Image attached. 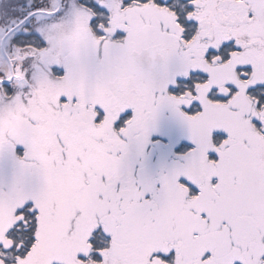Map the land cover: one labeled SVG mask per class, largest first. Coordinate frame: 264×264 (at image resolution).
Wrapping results in <instances>:
<instances>
[{"label": "snow or ice", "instance_id": "1", "mask_svg": "<svg viewBox=\"0 0 264 264\" xmlns=\"http://www.w3.org/2000/svg\"><path fill=\"white\" fill-rule=\"evenodd\" d=\"M0 264H264V0H0Z\"/></svg>", "mask_w": 264, "mask_h": 264}, {"label": "rangeland", "instance_id": "2", "mask_svg": "<svg viewBox=\"0 0 264 264\" xmlns=\"http://www.w3.org/2000/svg\"><path fill=\"white\" fill-rule=\"evenodd\" d=\"M185 143H187V142L186 141H183V140L182 141H179L178 144H177V148H179L180 144H185Z\"/></svg>", "mask_w": 264, "mask_h": 264}]
</instances>
